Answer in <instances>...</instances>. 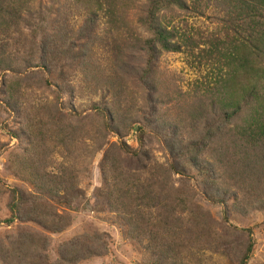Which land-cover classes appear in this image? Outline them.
Returning <instances> with one entry per match:
<instances>
[{
  "label": "rangeland",
  "instance_id": "374dc122",
  "mask_svg": "<svg viewBox=\"0 0 264 264\" xmlns=\"http://www.w3.org/2000/svg\"><path fill=\"white\" fill-rule=\"evenodd\" d=\"M184 1L186 9L165 14L182 51L159 53L150 65L151 36L141 25L145 0H99L100 9L87 0H30L24 7L8 38L9 54L18 58L10 72L0 74V179L26 200L22 215L35 206L48 207L67 225L61 233L30 222L6 225L10 196L2 192L0 264H21L14 253L21 236L39 242L29 264H152L129 236L127 221L100 195L107 149L124 172L141 173L157 187L161 209L154 211L152 226L164 219L167 206L186 202V217L176 215L173 224L190 233L178 262L169 264H239L246 229L255 240L248 264H264V149L233 143L242 118L222 124L218 101L225 80L219 75L225 65L211 56L214 47L224 53L237 41L241 19L233 13L235 0ZM32 42L45 43L51 54L45 74L25 70L35 66L29 58ZM45 78L51 90L42 87ZM11 87L28 96L23 115H13L4 105ZM97 108L142 126V145L135 129L122 138L137 151L136 158L118 150L116 137L107 136L101 148L102 138L92 140L97 139L94 126L101 125L94 117ZM49 117L60 119L59 126L76 127L72 141L57 138L60 127L46 123ZM207 133L210 139L203 140ZM63 173L69 185L62 193L68 199L48 201L44 194L53 186L41 179L57 181ZM212 195L223 198L225 208L212 203Z\"/></svg>",
  "mask_w": 264,
  "mask_h": 264
},
{
  "label": "trees",
  "instance_id": "16d2710c",
  "mask_svg": "<svg viewBox=\"0 0 264 264\" xmlns=\"http://www.w3.org/2000/svg\"><path fill=\"white\" fill-rule=\"evenodd\" d=\"M30 0H0V74L6 75L14 68L15 59L18 54H9L11 48L8 46V38L10 31L17 28L20 21V14L22 11H27V3ZM75 1V0H74ZM79 2L83 0H77ZM92 1V4L100 9L99 0ZM146 6L144 10V17L141 19V25L144 30L151 36L148 41V63L156 59L159 53H180L182 51L181 44L174 42L176 33L173 28H169V23L165 22V14L174 9H186L184 0H145ZM233 13L238 15L241 19L240 31H237V41L225 49L224 53H220L214 47V52L211 56L220 58L225 65V72L222 70L219 75L221 85L219 94L222 100L218 101L220 106L219 116L222 124L230 123L234 118H242L243 124L235 131L234 144H239L241 148H248L253 150L264 149V0H235ZM110 13H113L110 10ZM90 14L96 15L91 9L88 10ZM244 17V18H242ZM246 35V37H245ZM241 36L245 38H241ZM191 39L186 38L185 44L191 47ZM45 44V43H44ZM44 44L37 45L32 42V52L29 58L35 61L34 67H25L26 71L38 69L41 73H47L48 58L51 54L47 52ZM15 47V46H14ZM20 52L19 46H16ZM25 50H23V53ZM22 55V52H20ZM26 73V72H25ZM51 84L47 78L42 82L44 89L51 90ZM8 94L5 98L4 105L9 112L15 116L23 115L26 107L29 105L27 101L28 96L17 88H7ZM52 111L46 109L45 111ZM97 113L94 117L101 120V125L94 126L93 134L97 139L92 140L102 142L100 148L107 145V136L116 137L119 139L117 145L118 150L131 158H136L138 153L132 150L122 141L124 133L126 134L135 129L136 142L138 146L142 145L144 134L142 126L134 127L135 123L123 122L118 118L111 116V112L106 108H97ZM243 112H247L244 115ZM54 122L58 128L57 138L61 141L67 142L70 140L76 127L59 126L60 119L49 117L46 121ZM133 124V125H132ZM128 125V126H127ZM130 125V126H129ZM132 125V127H131ZM127 129V130H126ZM78 134L82 133L79 128ZM220 132V130L218 129ZM12 137H16L14 133H10ZM212 133H207L203 140L210 139ZM85 142L84 137L79 138V143ZM110 150L107 149L103 158V176L105 187L100 195L104 201L109 203L110 209L120 218L127 221V227L132 239L137 240V246L149 255V260L152 264H169L170 261L178 262L180 257L182 243L184 238L188 236L190 231L185 228L183 232L179 222L173 224V221H178L176 215L185 214L184 200L179 199L172 206H167L165 217L158 222L156 226H152L154 220L153 213L161 209L158 200L155 197L159 192L155 189V185L149 183L147 178H142L141 173H126L122 170L120 163L110 159ZM109 157V159H108ZM125 174L126 176H121ZM66 173L57 181H50L41 179L45 185L53 186L44 196L48 201L57 203H64L66 198L64 190H66L69 183L66 181ZM43 189V188H41ZM2 192H7L10 196V201L7 206L8 217L3 220L6 225L14 224L15 222L32 223L41 227V229L50 233H61L65 230L66 222L59 218L57 214L50 211L48 207L35 206L22 215V209L26 205V200L20 195L17 189H9L0 179V195ZM78 193L74 194L77 199ZM212 203L221 207L224 206V199L218 195L211 196ZM165 202V201H163ZM178 209V214H177ZM184 217V221H185ZM140 222H143V226ZM227 222V221H226ZM184 229V228H183ZM246 233L247 243L243 254L239 258V264H248L253 255L255 240L253 238L252 230H243ZM186 233V234H185ZM162 235H167L164 239ZM18 242H15L14 253L17 254V262L30 263L33 256H36V243L32 236H21ZM188 240V238H187ZM31 247L32 250H30Z\"/></svg>",
  "mask_w": 264,
  "mask_h": 264
}]
</instances>
